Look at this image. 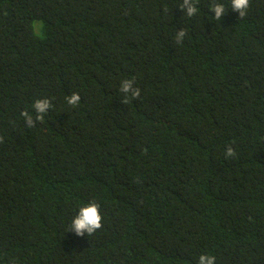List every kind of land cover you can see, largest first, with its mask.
I'll use <instances>...</instances> for the list:
<instances>
[{"label":"trees","instance_id":"1","mask_svg":"<svg viewBox=\"0 0 264 264\" xmlns=\"http://www.w3.org/2000/svg\"><path fill=\"white\" fill-rule=\"evenodd\" d=\"M181 4L0 0V264H264V0Z\"/></svg>","mask_w":264,"mask_h":264},{"label":"clouds","instance_id":"2","mask_svg":"<svg viewBox=\"0 0 264 264\" xmlns=\"http://www.w3.org/2000/svg\"><path fill=\"white\" fill-rule=\"evenodd\" d=\"M199 0H182L180 9L184 12L187 17H192L197 14ZM231 9L239 14L240 18H243L247 15V11L250 6V0H230ZM210 11L215 13L214 17L216 20H222V17L226 14L227 10L224 4L222 3H213L210 6ZM186 35L184 29L176 33V42L182 43ZM134 80L125 79L121 82L120 91L124 93L125 97H131L134 99L140 98V89L134 87ZM67 102L71 106H78L80 103V96L78 93H73L68 99ZM52 107L48 99L37 100L35 101L33 108L35 110L36 116L35 119L33 115L24 111L21 115L24 117L25 123L29 128L35 126L37 121H42L44 115ZM2 139V138H0ZM236 154L231 147H228L225 152V157H234ZM103 217L100 213V205L96 202H89L81 206L71 221L69 226V231L74 232L77 237H84L85 235L91 236L97 232V230L103 227L102 223ZM215 256L201 254L198 258V264H215Z\"/></svg>","mask_w":264,"mask_h":264}]
</instances>
